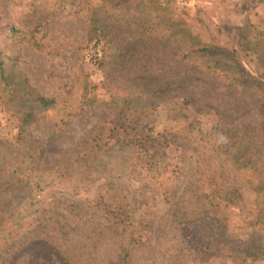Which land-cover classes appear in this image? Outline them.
<instances>
[{
  "label": "rangeland",
  "instance_id": "374dc122",
  "mask_svg": "<svg viewBox=\"0 0 264 264\" xmlns=\"http://www.w3.org/2000/svg\"><path fill=\"white\" fill-rule=\"evenodd\" d=\"M83 1L62 0V15L44 16L49 21L46 40L58 52L50 54L20 43L13 48L19 60L8 67L5 80L0 78V181L21 157L15 139L28 107L27 97L18 88L24 89L28 82L37 92L57 100L50 108L34 105L33 119L24 129L26 140L45 149L40 170L27 169L25 173L32 174L34 190L1 191L0 203L18 206L26 220L45 205L52 208L54 201L70 200L102 222L76 218L55 205L46 221L29 230L11 252L0 258V264H53L58 250L70 264H115L124 246H129V264H264V256L253 259L243 252L252 230L247 227V219L264 215V192L245 193V214L236 209L228 212L218 237L220 247L205 257L195 255L167 225L171 223L168 213H173L172 204H178L185 216H194L196 208L190 185L176 188L184 176H194L180 170L175 143L166 149L163 142L180 123L174 119L175 112L212 132L221 143H227L229 136L217 125L215 114L202 111L192 100L169 98L157 104L150 120L127 123L124 112H116L109 102L113 92L127 94L118 77L129 72L118 65H129L131 58L126 54L132 47H119L121 39L114 31L116 37L111 39L115 40L100 41ZM109 1L116 4L129 0ZM155 1V7L165 11L164 18L182 20L186 30L215 47L220 65L248 72L264 95V0ZM33 2L0 0V10L6 13L5 27L30 14ZM89 2L92 6L102 0ZM86 74L99 85L94 92L98 103L85 117L70 119L63 126L62 120L69 118L67 113L77 104ZM104 84L107 86L102 88ZM162 142L166 154L160 158ZM63 158V163L59 162ZM127 222L136 226L132 243Z\"/></svg>",
  "mask_w": 264,
  "mask_h": 264
},
{
  "label": "trees",
  "instance_id": "16d2710c",
  "mask_svg": "<svg viewBox=\"0 0 264 264\" xmlns=\"http://www.w3.org/2000/svg\"><path fill=\"white\" fill-rule=\"evenodd\" d=\"M43 1L34 0L30 14L6 27V13L0 10V38L7 33L0 40L2 80L6 79L3 77L8 67L19 60L20 55L13 49L18 44L27 43L50 54L58 52L46 40L49 21L44 16H60L65 6L62 0ZM155 4V0L119 1L116 4L102 0L100 4L91 6L89 0L83 1L100 41L115 40L111 39L116 37L114 31L121 39V42L118 41L119 47H132L131 53L126 54L131 58L129 65H118L129 72L127 76L118 77L127 94L113 92L109 102L116 112H124L127 123L150 120L157 104L169 98L192 100L202 111L215 114L217 125L226 130L229 136L227 143H221L212 132L202 129L195 121L185 119L176 111L174 119L180 123L173 129L171 137L163 139L166 149L175 143L180 170L190 177L194 176L190 179L184 176L176 188L182 184L190 185L196 199L192 217L179 212L178 204H172L170 208H173V213H168L171 223L167 225L200 258L220 247L221 239L218 237L226 225L228 212L236 209L238 213L245 214V193L249 190L264 192V95L258 91L263 89L248 72L236 70L234 66L220 65L215 47L202 43L185 29L184 22L179 18H164L165 11L155 7ZM39 14L43 16L38 18ZM88 77L84 75L77 104L67 113L69 118L62 120L63 126L68 125L70 119L85 117L98 103L94 92L99 85L92 83ZM106 86L104 84L102 88ZM18 92H24L28 107L20 118L19 133L15 139L16 146L21 147L17 151L21 157L5 171V180L0 181V193L19 188L34 190L32 174L25 173L27 169L30 172L40 170L45 149L44 146L34 147L26 140L24 129L33 119L34 105L50 108L57 104L55 98L37 92L28 82H25L24 89L19 87ZM117 108L123 109L118 111ZM163 142L158 149L160 158L166 154ZM64 159L59 162L63 163ZM55 205L76 218L102 222L99 216L70 200L54 201L52 208L45 205L26 220L18 206L0 203V258L11 252L29 230L45 222ZM246 217L250 218V214L247 213ZM247 220V227H252V230L247 234L243 252L246 257L259 259L264 256V215L256 220ZM128 225L131 242L136 234V226ZM128 248H122V254L115 264H129ZM55 254L58 258L52 260L53 264H70L61 251ZM14 258L17 256L14 255Z\"/></svg>",
  "mask_w": 264,
  "mask_h": 264
}]
</instances>
